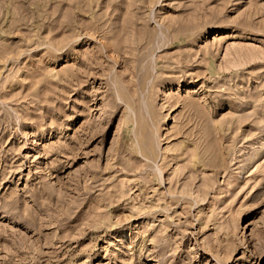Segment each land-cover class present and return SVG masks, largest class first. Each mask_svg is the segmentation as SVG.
Masks as SVG:
<instances>
[{"label":"rangeland","instance_id":"obj_1","mask_svg":"<svg viewBox=\"0 0 264 264\" xmlns=\"http://www.w3.org/2000/svg\"><path fill=\"white\" fill-rule=\"evenodd\" d=\"M0 264H264V0H0Z\"/></svg>","mask_w":264,"mask_h":264},{"label":"bare ground","instance_id":"obj_2","mask_svg":"<svg viewBox=\"0 0 264 264\" xmlns=\"http://www.w3.org/2000/svg\"><path fill=\"white\" fill-rule=\"evenodd\" d=\"M259 155V154H258ZM255 156V155H254ZM257 158H258V156H257ZM256 160V159H255ZM259 160V159H258Z\"/></svg>","mask_w":264,"mask_h":264}]
</instances>
